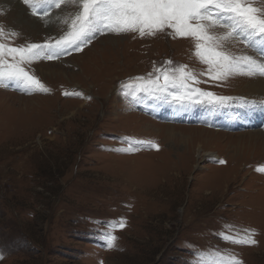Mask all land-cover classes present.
<instances>
[{
    "label": "rangeland",
    "instance_id": "rangeland-1",
    "mask_svg": "<svg viewBox=\"0 0 264 264\" xmlns=\"http://www.w3.org/2000/svg\"><path fill=\"white\" fill-rule=\"evenodd\" d=\"M8 4L16 21L38 16L22 0H0V26L9 33L3 42L12 46L58 38L67 29L61 20L75 11L53 9L38 17L33 35L13 37ZM254 4L264 8V0ZM169 31L97 34L80 51L25 66L47 93L0 88V264H192L190 245L264 264V173L256 171L264 166V106L238 99H264V77L199 76L196 87L234 98L223 105L181 106L143 93L126 100L121 82L166 61L206 69L192 55L194 41ZM227 48L256 56L236 41ZM75 91L82 96L63 94ZM125 140L136 150L123 151ZM120 217L125 227L113 231L118 239L109 249L103 225ZM225 223L255 230L257 243H223L214 234Z\"/></svg>",
    "mask_w": 264,
    "mask_h": 264
},
{
    "label": "snow or ice",
    "instance_id": "snow-or-ice-1",
    "mask_svg": "<svg viewBox=\"0 0 264 264\" xmlns=\"http://www.w3.org/2000/svg\"><path fill=\"white\" fill-rule=\"evenodd\" d=\"M33 16L44 20L53 9L62 6H74L75 11L68 13L61 23L67 25L63 35L49 38L44 43H27L12 46L3 42L9 33L0 26V88H13L24 94L47 93L49 89L25 66L38 60H54L70 50L80 51L97 35L108 32L114 34L137 33L141 38L155 36L170 30L180 38L194 41L192 55L206 69L196 73L188 65H173L166 61L154 67L146 76L132 77L121 82L120 92L126 100L138 102L144 96L167 100L171 97L181 106L184 103L226 104L231 97H219L204 91L196 85L202 81L199 76L210 79H223L230 75L264 77V8L256 7L254 0H22ZM59 19V16H57ZM47 24L48 21H45ZM226 31L220 33L215 29ZM15 37V31L10 33ZM236 41L256 53L233 54L228 42ZM65 96H82L79 91L65 92ZM90 99V97H87ZM244 104L264 106L261 101H247L238 98ZM123 151L132 152L136 148L131 140H125ZM146 147L157 149L154 141H136ZM224 163V161H219ZM256 171L264 173V166ZM126 221L123 217L104 223L100 239L106 241L107 248L115 247L118 237L113 231L123 229ZM214 235L223 243L234 246H252L257 243L253 238L255 230L236 229L225 223ZM192 264H242L237 256L219 247L199 250L190 245ZM3 257L0 256V259Z\"/></svg>",
    "mask_w": 264,
    "mask_h": 264
},
{
    "label": "bare ground",
    "instance_id": "bare-ground-1",
    "mask_svg": "<svg viewBox=\"0 0 264 264\" xmlns=\"http://www.w3.org/2000/svg\"><path fill=\"white\" fill-rule=\"evenodd\" d=\"M10 5V6H9ZM5 14H6V16H7V19H8V22H9V24H10V26L11 27H9V28H11V31H17L19 34H21L22 32L23 33H25V34H27V35H33L32 34V32H33V30L31 29L32 27H34V26H36L39 22H40V19L38 18V17H34V18H32L31 20H28V21H26V20H23V21H16L17 19H19V18H17L16 16H14V9H13V5L12 4H8L7 6H6V9L3 11ZM16 19V20H15ZM47 20H48V18H47ZM6 29V28H5ZM257 85V84H256ZM256 85L255 86H253V88L251 89L253 92L255 91V89L254 88H258V87H256ZM115 162V161H114ZM163 162V161H162ZM117 164V163H116ZM113 165V164H112ZM119 165V164H118ZM134 166V165H133ZM117 169H118V167H116ZM110 170V172L112 171V170H114V169H112L111 170V168L109 169ZM121 171V170H120ZM129 171H130V169H129ZM119 172V171H118ZM115 172H113V174H114ZM124 173V172H123ZM130 173H132V172H128V174H130ZM174 173V172H173ZM111 174H112V172H111ZM119 174V173H118ZM125 174V173H124ZM133 174V173H132ZM116 176H118V175H116ZM128 177H129V175H128ZM131 178H132V176H130ZM129 177V178H130ZM120 179H121V177H119ZM135 179V178H134ZM123 180H124V178H123ZM131 180V179H130ZM109 181V180H108ZM111 182V181H110ZM126 182V181H125ZM131 183V182H130ZM130 183H128V184H130ZM135 183V182H134ZM113 185V184H112ZM116 185H118V184H116ZM121 185H122V183H121ZM136 185V184H135ZM109 186H110V184H109ZM109 186L107 187V188H109ZM113 187H114V185H113ZM129 187H131L130 185H128V188ZM159 187V186H158ZM115 188V187H114ZM119 188V187H118ZM127 188V189H128ZM143 188V187H142ZM147 188V187H146ZM110 189V188H109ZM113 189V188H112ZM121 189V188H120ZM133 189V188H132ZM123 190H124V188H123ZM122 190V191H123ZM145 190V189H144ZM149 190V189H148ZM148 190H147V192H148ZM118 191V190H117ZM152 191H153V189H152ZM108 192H109V190H108ZM112 192V191H111ZM124 192V191H123ZM127 192V191H126ZM115 193V192H114ZM120 194V193H119ZM126 194V193H125ZM128 194V193H127ZM112 195V194H111ZM115 196H117V195H115ZM153 196V195H152ZM142 197V196H141ZM144 198V197H143ZM114 200H115V198H114ZM147 200V199H146ZM122 201V200H121ZM119 202H120V200H119ZM139 203V202H138ZM124 210V209H123Z\"/></svg>",
    "mask_w": 264,
    "mask_h": 264
}]
</instances>
